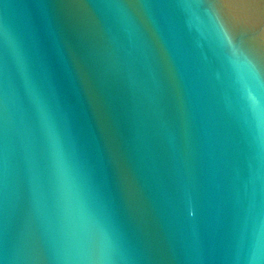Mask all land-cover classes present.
Returning a JSON list of instances; mask_svg holds the SVG:
<instances>
[{
    "label": "water",
    "instance_id": "95a60500",
    "mask_svg": "<svg viewBox=\"0 0 264 264\" xmlns=\"http://www.w3.org/2000/svg\"><path fill=\"white\" fill-rule=\"evenodd\" d=\"M0 264H264V0H0Z\"/></svg>",
    "mask_w": 264,
    "mask_h": 264
}]
</instances>
